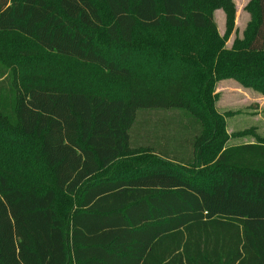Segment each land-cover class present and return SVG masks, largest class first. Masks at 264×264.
<instances>
[{
	"label": "trees",
	"instance_id": "trees-1",
	"mask_svg": "<svg viewBox=\"0 0 264 264\" xmlns=\"http://www.w3.org/2000/svg\"><path fill=\"white\" fill-rule=\"evenodd\" d=\"M249 7L246 39L227 49L232 0H0V33L32 44L0 47L16 84L14 120L0 111V264H264V144L225 148L213 95L229 78L264 95V0ZM51 55L109 86L84 87ZM145 108L196 119L193 160L134 169Z\"/></svg>",
	"mask_w": 264,
	"mask_h": 264
},
{
	"label": "rangeland",
	"instance_id": "rangeland-1",
	"mask_svg": "<svg viewBox=\"0 0 264 264\" xmlns=\"http://www.w3.org/2000/svg\"><path fill=\"white\" fill-rule=\"evenodd\" d=\"M235 4V27L226 41L230 49L235 43H242L249 26L252 24L250 3L252 0H232ZM214 19L218 33L226 32V14L223 9L214 10ZM152 34L160 37L159 31ZM7 47L10 55H18L16 51L24 47H32L31 42L23 40L18 33H0V47ZM50 61L60 69L70 71L81 81L84 87L106 89L109 81L104 73L94 66L59 59L51 55ZM0 60V66L2 65ZM1 71V70H0ZM75 80L71 79L69 82ZM20 85V80H19ZM115 89V85H114ZM16 94V84L9 73L0 72V111L14 120L13 105ZM213 95L216 96L215 108L222 116L228 140L225 148L256 143L264 144V95L252 88H246L234 79H222L216 82ZM201 132L196 119L184 109L179 108H145L138 110L135 123L131 129L132 150L137 153L131 157L134 169L147 162L155 161L162 155L177 159L193 160L192 143ZM204 149V160L209 163L216 153ZM217 150V148H216ZM217 156V155H216ZM203 164H200L201 167ZM131 169V168H130ZM133 169V166H132ZM66 207L71 203L61 198Z\"/></svg>",
	"mask_w": 264,
	"mask_h": 264
}]
</instances>
